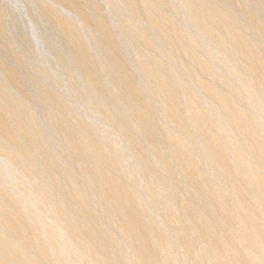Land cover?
Here are the masks:
<instances>
[{
    "label": "rangeland",
    "instance_id": "1",
    "mask_svg": "<svg viewBox=\"0 0 264 264\" xmlns=\"http://www.w3.org/2000/svg\"><path fill=\"white\" fill-rule=\"evenodd\" d=\"M0 9V213L11 210L0 237L18 229L23 255L52 257L39 264H264L263 239L248 243L243 223L264 200V0H0ZM233 108L253 132L228 120ZM193 121H205L221 163ZM97 169L120 187L106 189ZM236 173L248 178L239 197ZM121 207L132 224L111 219ZM82 220L110 244L65 230ZM123 223L130 235L118 233Z\"/></svg>",
    "mask_w": 264,
    "mask_h": 264
},
{
    "label": "bare ground",
    "instance_id": "2",
    "mask_svg": "<svg viewBox=\"0 0 264 264\" xmlns=\"http://www.w3.org/2000/svg\"><path fill=\"white\" fill-rule=\"evenodd\" d=\"M3 8V7H2ZM1 10V9H0ZM2 11V10H1ZM2 13H4V12H2ZM209 10H208V8L207 7H200V14H202L203 16H205V17H207V16H209ZM4 15V14H3ZM2 17V16H1ZM195 18H196V15L194 14V13H189V15H188V19L189 20H191V21H193V20H195ZM1 19V18H0ZM3 23V22H2ZM7 23V22H6ZM5 23V24H6ZM5 26V25H4ZM3 26V27H4ZM7 29V28H6ZM9 32V31H8ZM8 34V33H7ZM5 35V34H4ZM9 36V35H8ZM234 38V37H233ZM232 38V42H237V41H235V38L233 39ZM4 39V38H3ZM234 50V49H233ZM236 50V49H235ZM239 50V52H241V51H243L244 53H242V55H245V54H247V55H249V54H251L252 52H250L249 51V49H247L246 48V50H245V48H240V49H238ZM241 72L242 71H237V74L238 75H240L241 74ZM209 75H210V77H212V78H216L215 76H217V75H219V72L218 71H214V72H209ZM196 84H200V86H198L199 88H201V89H205V90H208V93L210 92L211 94H213L214 95V93L213 92H215V89L212 87V89H211V87H209V88H205L206 86L204 85V84H202L201 82L200 83H198V82H196ZM210 89V90H209ZM214 90V91H213ZM261 91L263 92L264 91V86H262L261 85ZM213 95H211V97L213 96ZM209 96V95H208ZM216 97H215V102H216V104H222V107H224L225 109L226 108H230V107H232V104L231 103H229V102H227V101H223L222 99H223V97H221V96H219V95H215ZM221 102H223V103H221ZM228 103V104H227ZM227 115H228V120H230L231 121V123L232 124H236L238 127H237V129L239 130V131H247V132H253V130H252V128H251V126L249 125V121H248V119L247 118H245V117H243L242 115H241V113L240 112H238L237 110H235L234 108H233V110L231 111V113H229V112H227ZM193 124H194V127L196 128V130H199V131H202V133L200 134L201 135V137H202V141H203V146H204V148H206V149H211L212 150V152H213V154H214V156H215V159L219 162V163H221L220 161H221V154L220 153H218V152H216L215 151V149H214V147H213V145L211 144V142H210V140L208 139V137L207 136H205L204 135V132H205V130H204V128H201V127H205L206 126V123H205V121H193ZM206 134V133H205ZM262 155H264V153H261ZM262 156H260V158H261ZM263 158V157H262ZM261 158V159H262ZM264 163V162H263ZM263 168V169H262ZM257 169L258 170H264V167L263 166H261V167H257ZM95 175H96V178H97V180L100 182V184H102L106 189H109V188H119L120 186L118 185V184H115V185H109L107 182H106V180H105V177H104V175H103V171L101 170V169H97V170H95ZM84 176L85 177H83V179L85 180V182L88 184H90V189L92 190L93 189V186L91 187V185H93V177L86 171L85 173H84ZM259 176V175H258ZM232 177V175H230V178ZM246 180H248V178H247V175H241L240 173H236V174H234V178L233 179H231V182L233 181V189H232V193H234V195H236V197H239V194L241 195L243 192H242V189L240 188V185H241V183H242V181H246ZM258 181H259V179H258ZM257 180H256V182H258ZM253 182H254V180H253ZM56 187V186H55ZM264 186L261 184V186L260 187H258V189H264L263 188ZM57 188V187H56ZM121 189H123V188H121ZM74 192V194H75V197H73V199L75 200V201H77V202H84V201H81V199L79 198V196H80V194L78 193V191H73ZM244 195V194H243ZM242 195V196H243ZM125 196V195H124ZM245 196V195H244ZM242 199H244V198H241V200ZM123 200V199H122ZM240 200V201H241ZM240 204H241V202H240ZM253 204H255L256 205V207L254 206V208H256V209H259L258 211H257V213L258 214H260V215H258L256 212H255V214H257V215H254L253 217H255V220L254 219H252L253 217L250 215L252 212H251V210L253 211V209L251 208V210H248V208H246V210H244V211H246L245 212V214H244V216H243V223H245V230H246V232H247V237H245V238H247L246 240H247V242L250 240V239H252L253 237H260L259 239L261 240V238L263 239L261 242H262V244L264 243V200H261V202H258V200H256V201H254L253 202ZM85 206V205H84ZM253 206V205H252ZM256 209H255V211H256ZM11 210L9 209V208H7V209H5L4 211H2L1 213H0V220H2V222H4L6 219H7V217H8V214H9V212H10ZM259 211H260V213H259ZM134 214L132 213V210L130 209V208H125V207H121V208H119V211H117V212H114L113 214H112V220H117V221H119V219H121V217L123 216V217H125L126 219H127V221H128V223H130V224H132V222H131V220H130V218H133L134 216H133ZM253 215V214H252ZM260 216V217H259ZM237 217V216H236ZM236 217H235V220H237L236 219ZM244 217H245V220H244ZM252 217V218H251ZM257 217V218H256ZM29 219V224H30V226H34L35 227V220L33 219V218H28ZM239 219V218H238ZM257 219V220H256ZM241 221V220H240ZM239 221V222H240ZM242 222H240V223H242ZM80 223L81 224H77V225H66L65 226V230L66 231H68V232H73V231H75V232H77L76 234H78V235H80V236H82L85 240H92L91 242H93V241H95V246H97V248H103L104 246H107L108 244H110V240H109V242L106 240V239H103V240H106V241H100V240H94L91 236L93 235V233L98 229V226H90V225H88L87 223H86V221L84 220H82V221H80ZM234 223V222H233ZM236 223V222H235ZM238 223V222H237ZM240 223H238V224H240ZM238 224H236V226L235 227H239L238 226ZM244 225V224H243ZM37 226V225H36ZM42 226V225H41ZM44 226V225H43ZM125 224L123 223V224H120L119 226H118V233L121 235V236H127V235H130L129 234V232L127 231V229L125 228ZM37 228H40V229H46L45 227H37ZM18 229H16V228H12L11 230H10V232L14 235V234H17L18 233V231H17ZM43 230V231H44ZM136 230V229H135ZM2 233L0 232V235H1ZM13 235H11V239H9V240H7V238L6 239H4V238H2V236L0 237V248H3L4 250V253L2 254L3 256H0V264H6L7 262H12L13 261V259L15 258V257H20V261H21V264H39L40 262V260L39 259H41V261L42 260H45L46 258L47 259H49V258H52L51 256H48L44 251H42V252H40V258H38L37 257V259H32V258H29V257H27L26 255H23L22 254V248H21V242H18V244H20V245H17V246H15L13 243H12V240H14L15 239V237L13 236ZM235 235V234H234ZM237 236V235H236ZM40 238V237H39ZM90 241H89V243H91ZM141 242V244H144L143 242H145V241H143V239L141 240L140 239V241H139V243ZM258 242V241H257ZM260 242V241H259ZM249 243V242H248ZM93 245H94V243H92ZM156 244V243H155ZM261 244V243H260ZM23 245V244H22ZM241 245V244H240ZM244 245V244H243ZM242 246V245H241ZM89 247V246H88ZM131 247V246H130ZM247 247V246H246ZM126 248H128V245H126ZM243 248H244V250H245V247L243 246ZM132 249V248H131ZM248 249V248H247ZM86 250V249H85ZM87 251V250H86ZM127 251V250H126ZM128 251H130V250H128ZM132 251V253H133V255H136L135 253H134V251H133V249L131 250ZM246 251V250H245ZM83 252V251H82ZM91 252V254H92V256H93V254L94 253H96V251H90ZM88 253V252H87ZM39 254V253H38ZM76 254V256H77V253H75ZM84 254V253H83ZM132 255V254H131ZM75 256V255H74ZM89 256V255H88ZM128 256V255H127ZM56 257V256H55ZM54 257V258H55ZM114 257V256H113ZM112 257V258H113ZM53 258V259H54ZM110 258H111V256H110ZM111 258V260H115V259H112ZM56 259H58V257H56ZM60 259V258H59ZM58 259V260H59ZM135 259V258H134ZM55 260V259H54ZM134 261V260H133ZM135 261H136V259H135ZM153 261V260H152ZM62 262V261H61ZM129 262V261H128ZM147 263V262H146ZM89 264H98V262H96V260H95V258H91L90 259V261H89ZM100 264V263H99ZM102 264H110L109 262H104V263H102ZM135 264V263H134ZM148 264V263H147ZM152 264H155L154 262H152Z\"/></svg>",
    "mask_w": 264,
    "mask_h": 264
}]
</instances>
